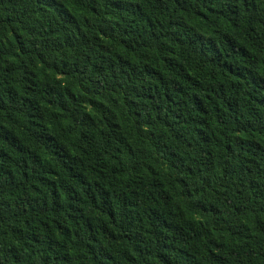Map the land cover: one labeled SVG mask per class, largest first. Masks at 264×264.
<instances>
[{"label":"trees","instance_id":"1","mask_svg":"<svg viewBox=\"0 0 264 264\" xmlns=\"http://www.w3.org/2000/svg\"><path fill=\"white\" fill-rule=\"evenodd\" d=\"M0 264H264V0H0Z\"/></svg>","mask_w":264,"mask_h":264}]
</instances>
